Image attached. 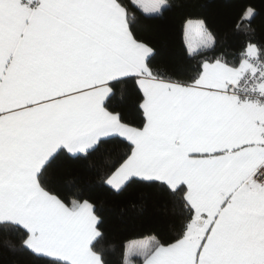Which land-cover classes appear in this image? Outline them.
I'll list each match as a JSON object with an SVG mask.
<instances>
[{
  "label": "snow or ice",
  "instance_id": "obj_1",
  "mask_svg": "<svg viewBox=\"0 0 264 264\" xmlns=\"http://www.w3.org/2000/svg\"><path fill=\"white\" fill-rule=\"evenodd\" d=\"M173 0H0V233L39 264H109L83 183L55 168L125 151L103 186L156 187L179 230L124 247L121 264H264V38L242 7L237 59L203 19L184 26L178 78L154 64L141 17ZM213 53V55H209ZM88 198H85V197Z\"/></svg>",
  "mask_w": 264,
  "mask_h": 264
},
{
  "label": "trees",
  "instance_id": "obj_2",
  "mask_svg": "<svg viewBox=\"0 0 264 264\" xmlns=\"http://www.w3.org/2000/svg\"><path fill=\"white\" fill-rule=\"evenodd\" d=\"M245 6L256 9L252 26L256 37L264 38V0H173V6L163 15L141 17L137 29L141 38L146 40L152 26L180 24L188 17L203 19L209 30L218 37L215 54L223 51L227 59L234 60L245 40V36L234 29V24ZM147 42L157 50L154 64L179 78L187 66L184 54L162 51L155 42ZM125 150L123 144L108 142L102 144L87 160L61 159L54 165L85 185L91 202L96 205L104 221L102 230L105 235L97 248L105 253L109 264H121L124 247L130 240L150 235L171 240L179 230L173 203L158 188L133 184L117 194L103 186L101 177L107 171L105 164L111 163ZM18 239L14 231L0 233V264H39L38 259L29 252L9 246V242L16 243ZM137 264L140 262L137 261Z\"/></svg>",
  "mask_w": 264,
  "mask_h": 264
},
{
  "label": "crops",
  "instance_id": "obj_3",
  "mask_svg": "<svg viewBox=\"0 0 264 264\" xmlns=\"http://www.w3.org/2000/svg\"><path fill=\"white\" fill-rule=\"evenodd\" d=\"M188 19L193 17H188L180 24L152 26L145 39L155 42L162 51L184 54V26Z\"/></svg>",
  "mask_w": 264,
  "mask_h": 264
},
{
  "label": "rangeland",
  "instance_id": "obj_4",
  "mask_svg": "<svg viewBox=\"0 0 264 264\" xmlns=\"http://www.w3.org/2000/svg\"><path fill=\"white\" fill-rule=\"evenodd\" d=\"M193 19H197V18H193ZM143 238H145V237H143ZM143 238H140V239H133V240H130L129 242H132V241H138V240H141V239H143ZM129 242H128V243H129ZM128 243H127V244H128Z\"/></svg>",
  "mask_w": 264,
  "mask_h": 264
}]
</instances>
